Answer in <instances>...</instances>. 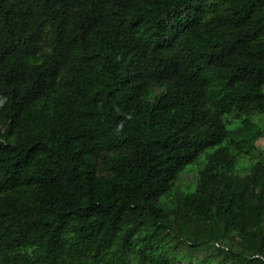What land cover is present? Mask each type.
<instances>
[{
    "label": "trees",
    "instance_id": "trees-1",
    "mask_svg": "<svg viewBox=\"0 0 264 264\" xmlns=\"http://www.w3.org/2000/svg\"><path fill=\"white\" fill-rule=\"evenodd\" d=\"M255 115L264 0H0V264H264Z\"/></svg>",
    "mask_w": 264,
    "mask_h": 264
},
{
    "label": "rangeland",
    "instance_id": "rangeland-1",
    "mask_svg": "<svg viewBox=\"0 0 264 264\" xmlns=\"http://www.w3.org/2000/svg\"><path fill=\"white\" fill-rule=\"evenodd\" d=\"M162 91L157 90L156 95H159ZM257 122L262 125L264 123V115H255ZM239 119L233 118L231 121L230 129L234 130L239 128L241 125ZM237 154L238 166L236 169V174L240 177H244L248 174L249 168L253 163L258 161H264V138L257 143V148L255 151L244 152L238 149L235 144H230ZM205 166V159H201L196 165L188 167L185 172L180 176L178 182L174 187L173 194L177 195H187L195 191L198 182V173ZM172 198H166V202L169 203ZM230 244L229 242H227Z\"/></svg>",
    "mask_w": 264,
    "mask_h": 264
}]
</instances>
